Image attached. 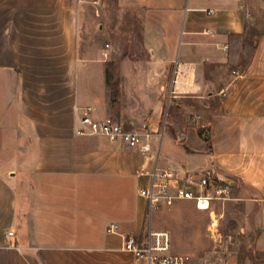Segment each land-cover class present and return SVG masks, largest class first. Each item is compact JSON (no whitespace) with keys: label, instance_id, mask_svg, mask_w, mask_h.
<instances>
[{"label":"crops","instance_id":"1","mask_svg":"<svg viewBox=\"0 0 264 264\" xmlns=\"http://www.w3.org/2000/svg\"><path fill=\"white\" fill-rule=\"evenodd\" d=\"M100 1L141 18L111 59ZM88 107L151 152L77 135ZM156 165L235 186L151 212ZM149 231L189 264H264V0H0V264H145L123 237Z\"/></svg>","mask_w":264,"mask_h":264},{"label":"built area","instance_id":"2","mask_svg":"<svg viewBox=\"0 0 264 264\" xmlns=\"http://www.w3.org/2000/svg\"><path fill=\"white\" fill-rule=\"evenodd\" d=\"M237 74V73H235ZM76 134L84 137L103 136L112 143L123 142L133 149L150 153V135L127 131L122 124L110 117L97 119L93 116L92 108L81 110L80 126ZM208 136V133L205 132ZM150 184L139 191L145 199L150 211L174 206L177 201H194L200 211H210L214 201H225L228 196V186L214 185V177L210 169L206 175L196 180L194 176L187 178L182 173L170 167L160 168L156 165L150 174ZM199 190L198 193L195 190ZM117 225L112 224L107 232L117 233ZM13 236V233L9 234ZM124 251L132 253L145 264H189L190 257L172 253L171 237L167 232L149 231L143 238L135 236L123 237Z\"/></svg>","mask_w":264,"mask_h":264},{"label":"rangeland","instance_id":"3","mask_svg":"<svg viewBox=\"0 0 264 264\" xmlns=\"http://www.w3.org/2000/svg\"><path fill=\"white\" fill-rule=\"evenodd\" d=\"M109 1L110 0H107V5ZM101 3L102 4L100 5L102 6V10L100 11V13L99 12L97 13V11H93L92 13V15L95 18V26H93V28L96 27V29H93V32L95 33V35H97V37H99L98 39L103 42V46L105 50H108L110 52L109 59H111V56L117 55V53L118 55L123 53L125 49L124 45L127 39H130L133 42H135L136 46L139 45L138 40L140 41L141 35L139 34V29L138 28L134 29V28H136L139 25L141 18L140 16L137 17L131 14L125 15L117 12L114 13L111 11L109 13H106V9H105V5L103 4V1ZM81 24L82 27H84V23L81 22ZM113 98L114 95L112 94V100ZM223 207H224L223 204L219 205L221 211ZM205 220H207V218ZM221 222L222 225L220 226V229L222 231L224 230L225 222H227L226 218H224ZM228 242H230V240L227 237H225L223 234L220 238L217 237L216 239H214V241L212 240L213 246L216 245L217 249L219 250L222 249L224 244H229Z\"/></svg>","mask_w":264,"mask_h":264},{"label":"water","instance_id":"4","mask_svg":"<svg viewBox=\"0 0 264 264\" xmlns=\"http://www.w3.org/2000/svg\"><path fill=\"white\" fill-rule=\"evenodd\" d=\"M211 170H212L213 177H214V182H213L214 185L224 184L228 187H234L235 186L234 181H232L231 179L226 178L223 175H221L214 166L211 167Z\"/></svg>","mask_w":264,"mask_h":264}]
</instances>
